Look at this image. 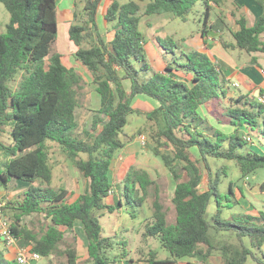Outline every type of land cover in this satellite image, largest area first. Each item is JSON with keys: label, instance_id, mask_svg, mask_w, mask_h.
I'll use <instances>...</instances> for the list:
<instances>
[{"label": "trees", "instance_id": "16d2710c", "mask_svg": "<svg viewBox=\"0 0 264 264\" xmlns=\"http://www.w3.org/2000/svg\"><path fill=\"white\" fill-rule=\"evenodd\" d=\"M106 1L109 4L103 20L111 34L109 38L98 21L100 7ZM197 1L146 0L142 11L138 0H76L69 28V37L77 47L74 57L91 74L101 99L100 107L94 110L90 129L78 133L83 107L80 95L85 79L76 67L64 62L65 56L60 51L52 49L59 26L58 0H0L10 13L6 31L0 33V187H8L13 179L30 183L21 200L4 207L14 212L11 230L19 246H30L42 257L66 256V261L58 264H79L75 246L60 249L66 232H74L75 223L79 221L87 240L88 262L117 264L125 261L129 264L133 261L127 259L129 254L125 249L110 262L108 253L115 243L112 237L104 235L98 212L106 209L113 213L124 203L143 206L156 184L147 170L131 166L123 179L121 197L116 203H107L114 187L111 166L125 144L120 134L128 116L133 112L141 113L134 107L136 97L145 96L156 103L153 110L146 112L147 119L156 125L151 132L150 149L162 159L176 181L175 223H168L157 192L152 219L146 223L142 234L144 242L157 238L170 256L159 258L158 251L151 249L148 264H174L188 258L208 261L215 252L222 255L221 264H246L250 257L264 264V253L262 257L257 253L264 245V209L223 218L222 207L234 206L233 184L228 194H222L219 190L222 177L219 172L214 174L209 162V157L233 160L242 177L264 167V154L237 151L252 143L246 139L248 135L242 136L239 131L230 135L219 130H214L212 135L203 132L206 120L200 108L227 94L224 76L212 55L204 49L180 52L184 62L177 67L192 74L189 82L177 78L171 65L166 66L165 72L156 70L146 55V38L141 30L143 15L167 13L187 20ZM204 1L202 35L205 36L211 31L219 32L217 28L224 22L220 18L210 23L212 6L208 0ZM256 1L262 11L255 24L249 26L244 15L237 18L238 28L231 30L233 43L220 36L226 48H239L249 54L264 53L261 37L264 0ZM161 44L172 51L163 41ZM252 61L257 63V58L254 56ZM140 71H151V75L141 80ZM125 80H130V90ZM260 95H240L226 108L232 124L258 129V133L264 135V102ZM6 125H10L11 143L3 140ZM48 140L56 141L87 179L84 192L73 202L67 200L69 189L52 186L54 175ZM225 142H228L227 148H224ZM193 147L200 152L197 159L192 156ZM200 161L208 170L205 189ZM259 188L264 192V180ZM212 198L218 208L209 221L207 211ZM225 199L227 204H224ZM35 212L43 213L50 220L41 233L21 224L23 215ZM224 233L235 235L237 241L221 238ZM245 237L250 244H246ZM0 264L20 263L0 248Z\"/></svg>", "mask_w": 264, "mask_h": 264}, {"label": "rangeland", "instance_id": "374dc122", "mask_svg": "<svg viewBox=\"0 0 264 264\" xmlns=\"http://www.w3.org/2000/svg\"><path fill=\"white\" fill-rule=\"evenodd\" d=\"M61 3L57 5V19H58V33L56 41L52 44L53 51H60L64 56L65 63L67 65L75 64V67L83 72L81 63L77 61L74 57V49L76 45L69 37V28L71 22L73 21V11L75 7V2H70L68 7H64L62 3L65 0H59ZM67 1V0H66ZM126 1V0H123ZM209 4L212 6V15L210 23H215L221 18L224 23H221L223 30H221L224 36L227 39H231V28L235 26L236 19L247 13L246 6L241 3V0H208ZM252 3L258 5L255 0H251ZM142 6V11H144L146 0H138ZM108 2H104L100 7L99 14L105 12ZM81 6V5H80ZM253 8L248 9L249 15L255 19L256 12L252 10ZM205 11L206 3L204 0H199L196 2L192 11L188 15L187 20H183L179 17H174L172 14H157V15H143L142 17V30L146 38V55L148 61L154 68H157L158 64H164L165 62L171 63L175 69L179 63L184 62V58L180 54L182 48H186L189 44L188 42H193L196 40V36L202 32L203 23L205 20ZM248 15V14H247ZM100 16L99 26H103V20ZM10 20V13L5 7V5L0 2V31L5 32L7 23ZM220 21V20H219ZM209 23V24H210ZM104 28V32L108 34V29ZM158 29L157 33L156 30ZM158 34L163 41V44L166 48H169L172 51L167 49L162 50L158 48V42L154 41L156 35ZM194 37V38H193ZM164 48V47H163ZM174 50V52H173ZM227 52V50H225ZM228 52L234 55L230 49ZM242 60L237 61L242 63L246 58L250 59L249 53H244L242 55ZM80 65V66H79ZM138 67V64H136ZM85 70V69H84ZM151 75V71H140L139 76L141 80L148 79ZM85 77V87L82 94L80 95V100L82 102V109L79 115L80 128L78 133H83L85 129H90L92 117L94 110L96 108L94 95L95 93V84L93 83L92 77L84 75ZM19 79V78H18ZM127 84L129 80L126 81ZM14 84V83H13ZM96 97V95H95ZM10 123V122H9ZM8 123V124H9ZM156 125L154 122L147 119L146 112L141 111V113L133 112L128 116V122L124 126L123 131L121 132V138L125 141L134 140L138 137L139 134H144L146 136L147 143H142L140 145V156L141 160L136 163V166L141 168L148 169L151 173V176L157 184L159 185V200L164 204L165 210L168 215L169 223H173L176 217L175 205L172 201V196L175 190L176 182L173 179V176L169 169L166 167L164 162L156 157L152 150L149 148L151 143V132L155 130ZM5 132L3 134V140L6 143H11L12 136L9 133L10 125H6ZM256 130H251L252 136L255 140V143L259 146L264 144V138ZM48 152L51 163L54 167V177L52 186L56 188L65 187L70 190L67 200L73 202L77 199L79 194H81L86 186L87 179L82 176V174L73 166V164L68 160L67 156L63 152L61 146L53 140H48ZM228 147V145L224 146ZM249 145L244 147H239L238 152L246 153V150H249ZM194 156H198L197 150H193ZM199 157V156H198ZM209 162L213 169L214 174L220 173L222 181L219 185V190L222 194L229 193V186L232 183L233 187H236V191L241 197V193L238 191V188L245 193L244 196L239 200L240 202L233 204L235 206H224L222 207V217L231 218L233 213L239 212H257L264 209V194L259 192V184L264 180V167L259 168L253 175L250 177H242L240 169L237 163L233 160H228L226 158H216L209 157ZM200 166L204 172V189L207 187V175L208 170L205 167L204 162H199ZM127 168V167H126ZM126 174L116 173L111 171V177L114 183L113 195L119 197L121 195V190L123 188V179ZM15 181V180H14ZM11 182L7 190V194L1 195L0 198L2 201L7 202L9 200L14 201L13 199L18 198L24 191L23 184L19 182ZM22 187V188H21ZM16 193L15 194V190ZM27 189V188H26ZM260 193L263 195L261 196ZM13 194V195H12ZM154 195H149L144 202L143 206L129 205L124 203V205L117 209L115 212H105L99 216L101 225L104 228V234L106 236L112 237L114 241V247L109 251L108 257L110 262L117 256L120 252L127 250L128 254H131L133 258L137 261H147L150 257L149 251L151 249H156L158 251L159 258L169 257L170 253L168 250L161 246V242L157 238H152L148 245L145 244L142 233L145 230L146 222L151 221L153 213V201ZM232 199L234 197L232 196ZM125 201V200H124ZM228 200H224V204H227ZM217 202L212 198L210 205L207 211V218L209 221H212V216L217 211ZM10 211V210H9ZM7 208L5 209V215L9 219L7 213H9ZM135 214V217L133 216ZM25 223L34 227L38 233L45 231L50 223V220L47 219L43 213L35 212L30 215H24ZM10 220V219H9ZM64 229V228H63ZM221 238L229 239L232 241L236 240L235 235L230 233L221 234ZM246 244H250L249 238L245 237ZM237 241V240H236ZM126 242V246H124ZM69 246H75L79 251V264H92L87 261V251L85 242L82 241V232H66L64 240L60 243V249L64 250ZM258 255L262 257L264 253V245L261 252H258ZM129 256V257H131ZM48 258V257H47ZM46 257H41L37 264H58L60 261H66V256L52 257L50 260ZM223 257L219 252H215L211 257V260L207 264H221ZM206 264V261H197V264ZM112 264V263H110ZM246 264H261L254 261L251 257L248 259Z\"/></svg>", "mask_w": 264, "mask_h": 264}, {"label": "crops", "instance_id": "0c3cea01", "mask_svg": "<svg viewBox=\"0 0 264 264\" xmlns=\"http://www.w3.org/2000/svg\"><path fill=\"white\" fill-rule=\"evenodd\" d=\"M72 1L74 2V0H67V1L65 0L62 3V5H64V7L66 8L69 6V3ZM60 3L61 2L58 0V5ZM241 3H243L247 8V13H245L243 15L246 17L248 25L249 26L254 25L257 17L259 16V14L262 11L261 7L259 6V4L255 5L254 3H252L251 0H241ZM250 8H253L252 10L257 13L255 19H253L249 15L248 9H250ZM104 13H102V16H101V14H99L98 21L100 19V16L102 17V20H103V14ZM151 15L154 16L157 14H151ZM103 27L107 28V23H105L104 20H103V26L100 27L102 32H104ZM237 28H238V25L235 22V26H233V28H231V30L236 31ZM217 29L219 32L211 31L209 35H205V36L202 35V32L199 33L198 34L199 36H196V40H193L192 43L188 42L189 44L186 46V48H182L183 50H187V51L193 50V49H199V50L204 49L208 53H210L214 59V63L216 65V67H218L220 73H222V75L224 76L225 82H226L227 94L224 96H221L219 99H214V100H211V101L203 104L200 108V112L202 113V115L204 116V118L206 120L205 124L202 126L204 128L203 132H205L208 135H212L214 130H219L225 134L230 135V134L235 133L236 131H239V133L242 136L250 135L252 137V143L246 144V145H249V147H250L249 150H246V152L252 151V152H259L261 154H264V144L259 146L258 144L255 143V140L252 136V133L250 132V128H248L245 125L238 126V125L232 124L231 118L229 116H227V114H226V108L229 107L230 105H233L235 103L234 100L237 99L240 95H247V94L250 95L251 93H255V95H256V93H258V95H256V96H259L261 91H262L263 94L260 96H264V53L263 52L252 53V54H250V59L246 58L242 63L238 62L237 58H238V60H242L243 59L242 55L244 53L247 54L248 52L245 50L239 49V48H232V47L226 48L223 45L220 36H222L227 42L233 43L232 35H231V39H227L224 36L223 32L221 31V30H223V28L218 27ZM141 30H142V22H141ZM155 30L157 33L158 29H155ZM142 32H143V30H142ZM0 33H3V32L0 31ZM143 34H144V32H143ZM105 35L108 38L111 36L109 31H108V34L105 33ZM155 35H156V38H154V41L158 42V45H157L158 48L161 47L163 52H164L165 48H163V46L161 44L162 40H161L160 36L158 34H155ZM261 37L264 40V33L261 35ZM76 49H77V47H75L74 52L76 51ZM228 49H230L232 51V53H234L233 56L230 52H228ZM225 50H227V52ZM180 52H181V50H180ZM254 56L257 58V63H254L252 61V58ZM64 62H65V60H64ZM167 65H171V67L173 68V72L177 78L185 80L187 82H189L192 79V74L189 73L187 70H185L181 67H177L175 69V67L169 62H165L164 64L160 63V64H158L157 68H155V69L159 70L160 72H165ZM68 66L69 67H75V64L71 63ZM81 67L83 68V71L85 72L84 75L91 76V74L82 65V63H81ZM81 73H83V72H81ZM84 79H85V77H84ZM126 81L127 80L124 81V84H125L126 88L128 90H130L131 82L129 80V83L127 84ZM95 87H96V85H95ZM95 93H96L95 94L96 97L94 95V100H95L94 102L96 104L95 110H97L100 107L101 99H100V96H99L98 92L96 91V89H95ZM155 106H156V103L153 100H151L145 96L136 97L135 102H134V107L136 109H139L140 111H143V112H149V111L153 110L155 108ZM262 137L264 138V135H262ZM124 143H125L124 147L118 151V153H117V155H116V157L112 163L110 173H111V171H114L116 173H121L122 175L126 174L131 166H136V163L141 160V157H139L141 153L139 151H140V147H141L140 145H142V142L139 141L138 138L136 137L134 140H131L129 142L124 140ZM146 143H147V141L145 142V144ZM225 145L227 146L228 142H225L224 146ZM224 148H227V147H224ZM194 149L197 150L198 156H200V152H199L198 148H196V147L192 148V154H193ZM155 156L160 159L159 156H157V155H155ZM192 156L195 159L199 158L198 156L197 157L194 156V154ZM160 160H162V159H160ZM50 163H51V160H50ZM51 165H52V163H51ZM52 167H53V165H52ZM136 167H139V166H136ZM139 168H141V167H139ZM142 169H145V168H142ZM145 170L148 171V169H145ZM53 175H54V167H53ZM150 175H151V173H150ZM248 177H250V176H248ZM173 179H174V177H173ZM13 181L16 183L19 182L20 184H23L22 187H23V189H25V191L18 198L13 199L14 201L21 200L22 195H24L26 190L29 188L30 183L19 180V179H13L11 182H13ZM11 182L8 184V187H6L5 189L9 188ZM15 189H17V188H14V190ZM233 189H234V196L233 197L235 199L234 201L237 204L240 202L239 200L241 199L242 196H244L245 193H243L240 190V188H238V191L241 193V197H240V196H238L239 194L236 191V187H233ZM6 192H7V190H4V187H0V196L7 194ZM157 192L159 194V185L156 182V184L151 188V194L150 195H154V197H156ZM259 192L264 194V192H262V191H259ZM261 193H260V195L263 196ZM15 194H17L16 190H15ZM173 196H174V193H173ZM173 196H172V201H173ZM119 197H121V195ZM117 198L118 197H115L112 193L107 197V203H110V204L116 203ZM10 202H12V201L9 200L7 202L8 205ZM163 206H164V204H163ZM164 209H165V207H164ZM7 210L8 211L10 210L9 213H7V215H8V217L12 223L15 220L14 219V217H15L14 212L10 207H7ZM106 211H107L106 209L100 210L98 212V214L102 215ZM175 212H176V208H175ZM240 213H255V212H250V211L248 212L247 211V212H239V213L236 212L233 214H240ZM23 217H24V215L21 217V224L22 225H28V223H25L26 220H24ZM167 221L169 223L168 215H167ZM175 221H176V217H175V220L173 223H175ZM146 223H148V221ZM170 224H172V223H170ZM30 227H32V226H30ZM32 228H34V227H32ZM35 231H36V229H35ZM79 231L82 232V241L85 242L86 251H87V240H86V237H85V234L83 231V225L81 224V222L77 221L75 223L74 232H79ZM103 233H104V228H103ZM151 239L152 238L148 239V241L145 242V244L148 245V243ZM0 248L4 249L6 251L9 258L16 259V254H17V250H18V242L15 246L5 247L3 242L0 239ZM78 256L80 258L79 253H78ZM87 256H88V252H87ZM129 256H131V254H129L127 256V259H133V261L130 262L129 264H148V261H137L132 256L131 257H129ZM52 257H48V258L46 257V258L50 260ZM196 260H198V259H195V258L179 259L174 264H195ZM210 260H211V258L208 261H206V264L209 263ZM117 264H125V261H119Z\"/></svg>", "mask_w": 264, "mask_h": 264}, {"label": "built area", "instance_id": "2783aa9c", "mask_svg": "<svg viewBox=\"0 0 264 264\" xmlns=\"http://www.w3.org/2000/svg\"><path fill=\"white\" fill-rule=\"evenodd\" d=\"M260 100L264 102V96H261ZM137 138L142 143L146 142V136L144 134H139ZM246 139L248 141L252 140L251 136L249 135L246 136ZM112 193H113V190L110 191V194ZM5 206H6V201H2L0 199V239L3 242L5 247H12L17 244V237L13 234L11 230V226H12L11 221L5 215V209H4ZM41 257L42 256L39 253L33 252L30 249V247H21L18 245V250L16 254V260L18 263L31 264L30 263L31 260L38 261ZM197 261H203V260L198 259L195 261V264H197Z\"/></svg>", "mask_w": 264, "mask_h": 264}, {"label": "water", "instance_id": "95a60500", "mask_svg": "<svg viewBox=\"0 0 264 264\" xmlns=\"http://www.w3.org/2000/svg\"><path fill=\"white\" fill-rule=\"evenodd\" d=\"M256 95H258V93H256ZM30 263L31 264H37V261L36 260H31Z\"/></svg>", "mask_w": 264, "mask_h": 264}]
</instances>
